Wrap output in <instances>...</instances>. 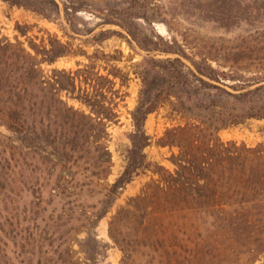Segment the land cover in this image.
<instances>
[{"label":"rangeland","instance_id":"rangeland-1","mask_svg":"<svg viewBox=\"0 0 264 264\" xmlns=\"http://www.w3.org/2000/svg\"><path fill=\"white\" fill-rule=\"evenodd\" d=\"M13 1L23 6L34 3L33 0ZM53 1L56 8L53 5L43 8L48 10L50 17L46 20L26 9L28 7L10 6L0 0V39L13 46L12 59L4 67L0 84V158L9 159L5 138L15 146H21L23 139L11 133L6 125L18 129V123L13 120L22 114L26 121L19 130L31 135L40 121L39 93L34 81L27 84L21 78L22 66L15 63L21 55L19 49H24L32 60H39L31 48L43 53L50 51L51 44L52 52L63 55L51 65H42V75L55 77L62 83H66L68 75L72 77L74 95L61 94L68 107L90 115L89 108L73 99L79 89L97 101H102L100 96H104L106 102L112 104L116 117L106 124L111 168L106 180L87 183L91 197L84 188L80 202H73L76 196L60 201L49 187L37 201L21 185L20 182L30 181L28 172L45 176L47 170L54 168L47 161L43 164L36 158L27 161V166H22L25 170L22 176H18L19 169L11 176L13 185L6 184V175L0 170V195L14 200L11 206L6 203L5 210L0 207V264H121L122 254L108 236V223L120 207H125L130 198L156 179L153 174L145 171L134 177L119 192L95 229H90L88 224L103 209L101 201L107 184H112L126 165L130 147L128 136L133 131L130 114L137 105L141 89L137 66L144 60L165 57L142 50L123 27L105 23L112 18H122L131 34L140 40L155 42L160 37L167 43L176 42L190 59L207 60L214 69L230 76L264 80V0H223L224 3H216L219 10H204L206 4L202 0ZM54 71L60 73L54 74ZM230 85L232 83H228ZM227 90L234 93L230 88ZM180 123L167 107L147 117L144 131L150 138V145L144 154L152 166L157 164L172 170L168 159L176 150L161 148L158 144L167 129ZM218 137L224 143L264 146V120H249L221 130ZM23 144H27L26 141ZM44 156L54 161L50 155ZM78 172H82L81 169ZM193 224L196 230L176 236L181 250L185 251L177 250L183 264H264L261 248L264 220L253 221L248 226L239 223L228 235L214 233L209 220H197ZM118 230L123 237L125 234L131 236L135 226L122 224ZM138 242L133 247L132 259L123 264H164ZM189 250L193 252L189 254Z\"/></svg>","mask_w":264,"mask_h":264},{"label":"trees","instance_id":"trees-1","mask_svg":"<svg viewBox=\"0 0 264 264\" xmlns=\"http://www.w3.org/2000/svg\"><path fill=\"white\" fill-rule=\"evenodd\" d=\"M1 1L10 6L28 7L26 9L46 20L50 17L48 10L43 8L47 5L56 8L53 0H33L34 3L28 6L13 0ZM202 1L206 4L204 10H219L216 3H224L223 0ZM105 24L123 27L142 50L165 58H151L137 66L141 89L137 105L130 114L133 131L128 136L130 147L126 165L117 179L107 184L101 201L103 209L93 216L89 228L95 229L119 192L145 171L151 172L156 179L130 198L125 207H120L108 223V236L122 254L121 264L132 259L133 247L137 246L138 240L141 248L155 254L160 262L183 264L177 250L185 251L181 250L176 236L196 230L193 222L197 220H209L213 232L223 235L235 231L239 223L248 226L253 221L264 220V146L224 143L218 137L221 130L243 125L249 120H264V80L230 76L214 69L207 60L190 59L176 42L167 43L160 37L155 42L140 40L131 34L129 25L122 18H112ZM12 48L10 43L0 39V84L4 67L12 59ZM31 49L39 60H32L24 49H19L21 55L15 63L22 66L21 78L27 84L33 80L39 93V126L34 128L30 138L29 132L19 130L26 121L22 114L13 120L18 123V129L6 125L11 133L23 139L21 146H15L5 138L9 159L0 158V170L6 175V184L13 185L11 176L17 169L18 176H22L25 171L22 166H27V161L34 158L40 164L47 161L54 168L47 170L45 176L26 170L30 181L20 182L21 185L37 201L49 187L60 201L76 196L73 202H80L84 188L86 192L90 190L87 183H99L109 175L111 156L106 146V124L112 122L116 114L104 96H100L102 101H97L81 89L73 99L89 108L90 115L68 107L61 94L74 95L72 77L68 75L66 83H62L55 77H44L41 70L42 65L53 64L63 54L52 52L51 44L50 51L43 53ZM228 83L232 85L228 86ZM162 107H167L181 122L167 129L158 144L161 148L176 150V154H171L168 159L171 171L157 164L152 166L144 154L150 145V138L144 131L145 121ZM48 148L50 153L46 152ZM44 155H50L54 161ZM75 191L78 194H74ZM8 192L13 194L11 190ZM13 202L10 196L0 195L3 210ZM122 224L134 225L135 232L123 237L118 230ZM261 248L264 252V243ZM192 252L189 250V254ZM171 255L176 257L172 259ZM185 262L190 263L189 260Z\"/></svg>","mask_w":264,"mask_h":264}]
</instances>
